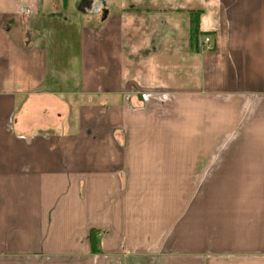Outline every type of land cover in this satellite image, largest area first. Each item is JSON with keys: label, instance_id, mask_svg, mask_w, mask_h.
<instances>
[{"label": "crops", "instance_id": "crops-1", "mask_svg": "<svg viewBox=\"0 0 264 264\" xmlns=\"http://www.w3.org/2000/svg\"><path fill=\"white\" fill-rule=\"evenodd\" d=\"M229 261L264 264V0H0V264Z\"/></svg>", "mask_w": 264, "mask_h": 264}, {"label": "rangeland", "instance_id": "rangeland-1", "mask_svg": "<svg viewBox=\"0 0 264 264\" xmlns=\"http://www.w3.org/2000/svg\"><path fill=\"white\" fill-rule=\"evenodd\" d=\"M18 14V13H17ZM18 23V17H16L15 18V21L12 23V32L10 33V36H12L13 35V37H14V39H16V38H19V31H18V28H14V24L15 23ZM9 22H7L6 21V24L7 25H9L8 24ZM12 34V35H11ZM197 37V36H196ZM142 97H143V95H141ZM144 98V97H143ZM180 190V188L179 187H173V188H171V191L169 192V188H162L161 189V191L160 190H158L157 191V196H160L161 197V202H157L155 205L158 207V208H162V207H166V209H168L169 208V206H170V208H171V211H172V213H174V212H177L178 213V205H179V203L178 202H173L175 199H176V196H172V202L169 204L168 203V200H167V198H168V196H167V194H173V192L174 191H176V192H178ZM159 191H160V195H159ZM177 208V209H176ZM174 209H176V210H174ZM174 238V237H173ZM175 244V241L174 240H172L170 243H169V245H166L168 248H169V252H166L167 253V256H169L170 258H176V259H179V258H181V256H182V250H180V248L177 246L176 248V250H173V251H175V252H170V249H174L175 247H173V245ZM223 255H218V254H215L214 255V257H215V259H225V257L227 258V257H229L231 254H224V253H222ZM218 257H220V258H218ZM182 259H184V258H182ZM230 262V264H231V261H229Z\"/></svg>", "mask_w": 264, "mask_h": 264}, {"label": "trees", "instance_id": "trees-1", "mask_svg": "<svg viewBox=\"0 0 264 264\" xmlns=\"http://www.w3.org/2000/svg\"><path fill=\"white\" fill-rule=\"evenodd\" d=\"M63 5L66 6L67 5V0H63ZM197 23H196V20L193 19V25H192V29H191V39L193 40L192 43H193V49H197V47L195 46V43H196V36H197ZM92 237V246H93V251L94 250V247L96 246V243H97V237L95 235V233H92L91 235Z\"/></svg>", "mask_w": 264, "mask_h": 264}, {"label": "built area", "instance_id": "built-area-1", "mask_svg": "<svg viewBox=\"0 0 264 264\" xmlns=\"http://www.w3.org/2000/svg\"><path fill=\"white\" fill-rule=\"evenodd\" d=\"M211 44V38L209 35H205L203 38H198V46H204L207 47L208 49L210 48Z\"/></svg>", "mask_w": 264, "mask_h": 264}]
</instances>
